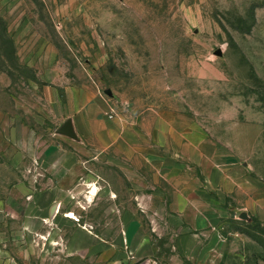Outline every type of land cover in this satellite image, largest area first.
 I'll return each mask as SVG.
<instances>
[{
    "label": "rangeland",
    "instance_id": "rangeland-1",
    "mask_svg": "<svg viewBox=\"0 0 264 264\" xmlns=\"http://www.w3.org/2000/svg\"><path fill=\"white\" fill-rule=\"evenodd\" d=\"M83 89L141 130L140 154L57 133ZM68 149L92 162L69 173ZM106 246L124 264H264V0H0V264H106Z\"/></svg>",
    "mask_w": 264,
    "mask_h": 264
},
{
    "label": "crops",
    "instance_id": "crops-1",
    "mask_svg": "<svg viewBox=\"0 0 264 264\" xmlns=\"http://www.w3.org/2000/svg\"><path fill=\"white\" fill-rule=\"evenodd\" d=\"M108 108V99H106L99 91L95 92L91 89L89 90H81L79 92H71L70 91V114L67 116V119H71L73 123V127L77 134V139L70 138L65 136L69 143L73 141L78 146L83 147L84 151L91 155H97L98 157L102 156L109 150H114L117 154L124 157H133L135 155L140 154L141 148L139 146L140 143V132L137 126L133 122H129L126 119L118 118L114 120H110L105 116V112ZM66 119V120H67ZM168 129L159 134V132H155V144L158 145V149L156 152H153V155H157L156 159L158 161L164 162L166 160L165 153H170V145H169V126ZM143 132V131H142ZM188 145H191L192 149L199 150L201 146V141L199 139H190L188 138ZM76 146V147H78ZM73 154H76L74 151H70V149L65 151V156L63 155L62 160L66 163L67 170H74L76 168H87L91 160L85 161L81 159H77ZM59 156V155H58ZM197 156V155H196ZM60 160V157L58 158ZM68 185H70V175L68 179ZM202 181L199 179L198 183L196 180L194 182H189L184 185L182 191L179 192V199L183 200H194L197 193H201L202 191ZM57 188V187H56ZM97 186H92L90 190V194H88V198H92L95 194ZM67 198L70 199V187L68 188ZM51 200H59L58 197V189L53 190L51 188L50 192ZM55 194V195H53ZM194 195V196H192ZM56 212L50 214L54 219L59 216V205L56 206ZM70 218V215H65ZM46 217H42L43 221L46 223ZM82 231L88 235L89 237L95 239L97 243H102L104 241L100 236L96 235L88 228L82 227ZM95 241V242H96ZM0 250L1 247H0ZM106 253H110L111 261L106 264H124L123 258L115 260L113 257V248L105 247ZM3 264H17L12 260L11 256L8 257L6 253L2 256Z\"/></svg>",
    "mask_w": 264,
    "mask_h": 264
},
{
    "label": "water",
    "instance_id": "water-1",
    "mask_svg": "<svg viewBox=\"0 0 264 264\" xmlns=\"http://www.w3.org/2000/svg\"><path fill=\"white\" fill-rule=\"evenodd\" d=\"M219 55L222 54L221 50H218L217 52ZM105 94L108 95L109 97H113V92H112V89L108 88L105 90ZM57 133L58 134H62V135H65V136H68L70 138H73V139H77V134L75 132V129L73 127V123H72V120L71 119H67L58 129H57ZM241 218L243 219H247L248 218V215L243 212L241 214ZM140 264H146L145 262H142Z\"/></svg>",
    "mask_w": 264,
    "mask_h": 264
},
{
    "label": "built area",
    "instance_id": "built-area-1",
    "mask_svg": "<svg viewBox=\"0 0 264 264\" xmlns=\"http://www.w3.org/2000/svg\"><path fill=\"white\" fill-rule=\"evenodd\" d=\"M105 116L110 120H114L119 116L117 105L111 101V98L108 99V108L105 112Z\"/></svg>",
    "mask_w": 264,
    "mask_h": 264
}]
</instances>
